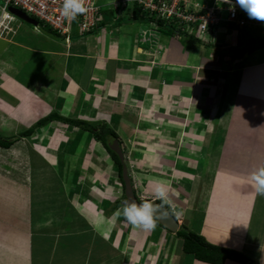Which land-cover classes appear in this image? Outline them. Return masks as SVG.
I'll return each mask as SVG.
<instances>
[{
  "label": "crops",
  "instance_id": "1",
  "mask_svg": "<svg viewBox=\"0 0 264 264\" xmlns=\"http://www.w3.org/2000/svg\"><path fill=\"white\" fill-rule=\"evenodd\" d=\"M122 13L116 23L114 16L109 11L105 12L104 22L109 25L86 36H80L75 30L68 42L63 37L48 35L42 32L41 28L35 27L24 28L19 32L21 37L16 35L13 41L4 40L7 46L0 50V65L5 70L4 75L0 77L3 80L0 83V97L3 100L7 98L8 107H18L21 116L31 117L41 103L46 107L42 109L47 110L44 116L50 112L61 115L59 104L65 101L61 96L68 91L73 92V77H79L80 73L76 67L81 64L82 56L86 60L83 85H88L91 78H100L101 73L104 74L103 86L106 85L107 77L119 78L118 75H122L127 77L126 80L135 83L143 98L158 89L160 79L170 81L173 90H183V93L190 97L193 90L192 79L198 75L196 72L194 76L192 74L193 57L200 59L204 65L219 61L235 65L233 70L221 71L222 75L227 74L223 87L219 83L214 84L210 93L203 95V108L207 107L210 115L219 113L218 116L215 115L219 118L216 126L203 129L196 125L198 132L194 134L187 127L189 121L186 119L178 120L175 126L178 130L182 129L176 136L179 139L176 143L185 148H192L194 142H203V149L208 148L205 151L208 157L204 163L203 171H206L205 174L203 172V185L198 187L196 193L193 191V201H181L173 195L170 204L180 208V212L184 214L195 208L188 213L190 231L203 236L211 244L233 249L257 264H264V195H252L248 192L251 190L256 194L254 187L244 183L245 179L241 173L234 171L235 158L229 159L226 165L221 166L224 161L222 151L226 130L233 122L232 113H235L238 106L237 100L243 95L247 99L245 105L253 104L264 113V47L237 55L242 43L239 36L231 31H220L216 40L204 37L203 41H198L176 34L175 31L171 33V37H165L161 30H158L152 32L149 42H142L140 39L149 28L148 24L141 20L134 21ZM4 19L7 23L14 21L10 15H4ZM59 48L68 49L69 52H59ZM56 49H59L58 52ZM225 49L234 50L236 55L227 57L217 53L218 50ZM62 58L66 70V66L70 64L69 58H74L70 70L66 73L68 82H61L60 96H56L53 105L48 106V101L42 100L39 94L34 92L33 81L28 87L19 81H25L27 78L35 80L48 68V64L50 67L55 64L56 59ZM176 66H182L183 71H176L179 69H176ZM52 69L54 67L50 70ZM99 80L101 82V78ZM79 81L81 85L82 82ZM121 86L118 84L116 90ZM88 88L91 90L90 86ZM219 96L223 98L219 99ZM11 101L15 106L10 104ZM72 113V118L82 119L78 111ZM40 118L42 117L38 119ZM0 125L5 129L4 122ZM26 138L30 137H23L24 140ZM18 143L20 140L9 148L0 147V264L132 263L134 254H129L124 246L129 237L124 239V234L120 233V244H116L114 248L112 246L113 228L116 226V222H112L114 216L111 219L102 215L96 216L94 210L91 213L87 209L89 213H86L79 209L81 205H74L68 198L67 208H71L76 216L66 214L56 203L45 201L41 202L40 211H35L32 195V158L36 153L26 149L24 144L18 146ZM176 143L174 142V145ZM17 148L21 153L16 151ZM180 154L181 150L176 154V159H179ZM38 159L42 160L39 157ZM18 160L23 162L19 163ZM189 167L190 163L181 161L175 169L185 173ZM58 175L60 174H56ZM61 187L64 188L63 185ZM244 188L247 189V195L243 191ZM99 218L101 222L110 225L102 228V232L99 231ZM103 246H107V250H103ZM150 252L148 256L151 258L155 251ZM150 258L137 256L135 264H160L157 261L154 263ZM166 262L207 264L184 254L181 242L178 248L169 250ZM223 264L240 263L226 260Z\"/></svg>",
  "mask_w": 264,
  "mask_h": 264
},
{
  "label": "rangeland",
  "instance_id": "2",
  "mask_svg": "<svg viewBox=\"0 0 264 264\" xmlns=\"http://www.w3.org/2000/svg\"><path fill=\"white\" fill-rule=\"evenodd\" d=\"M1 5L2 0H0ZM4 21L6 20L4 19ZM10 23H12L11 30L0 35V50L7 46V42L4 40L13 41L16 35L21 37L19 32L24 28L34 29L33 26L15 18ZM42 32L44 31L42 30ZM161 32L165 37L173 35L169 32ZM60 50L59 52L63 53L69 52L64 48ZM239 50L242 51L243 46L239 47ZM217 53L227 57L236 55L231 49L218 50ZM80 58L82 62L76 67L80 74L79 77H73V92L68 91L61 96L63 99L65 98V101L59 104L61 115L72 118V112L76 110L82 119L86 118V121L89 122L105 123L116 132L123 150L124 163L130 177L133 194L140 203L144 201L160 202L154 195V187L157 182H164L168 187L170 200L175 195L181 201L192 202L193 191L196 193L198 187L203 185V172L205 174L206 171H203L204 163L208 157L205 151L208 148L203 149V142L201 144L194 142L192 148H185L180 143H176L179 141L176 136L182 129L178 130L175 126L178 120L186 119L189 121L187 127L190 128L192 134L198 132L196 125L203 129L216 126L219 118L215 115L218 116L219 113L210 115V112L206 110L207 107L203 108V95L209 94L214 84L219 83L223 87L222 84L227 79V74H223L225 75L223 76L222 72L233 70L235 65L224 61L204 65L200 59L193 57L192 74L194 76V72H196L198 75L192 79L193 90L190 97L188 94L185 95L183 90H173L170 81L160 79L158 89L143 98L140 89L134 85L135 83L129 79L126 80L127 77L122 75H118L121 78L110 77L108 79L107 77L106 85L103 86L102 77L104 74L101 73V82L99 77L91 78L88 85H83L86 60L83 56ZM72 59L74 58H69L70 64ZM54 63L50 66L54 69L50 70L48 64V68L35 80L27 78L25 81H19L20 83L24 82L27 87L33 81L34 92L39 94L42 100H47L48 106H52L56 96H60L61 82L63 80L68 82L66 73L71 67L69 64L66 66L68 69H64L63 58L56 59ZM2 67L0 65V77L5 73ZM181 67L179 66L176 71L182 72L183 68ZM79 80L82 82L81 85H79ZM2 82L3 80L0 78V83ZM118 84L122 86L116 90ZM89 86L91 90H89ZM241 97L237 100L238 106L235 108V113H232L233 122L228 125V130H226L224 151H222L224 161L221 162V166L226 165L230 161L229 159L235 158L234 171H239L245 179L244 183L253 187L249 177L253 172L264 168V113L253 104L245 105L247 99L243 95ZM221 98L223 97L219 96V99ZM6 99L3 100L0 97V123L4 122L6 125L5 129L0 125V136L4 139L17 136L47 113V110H44L45 104L41 103L36 107L31 117L21 116L18 107L7 106L9 101ZM13 103L11 101L10 104ZM16 104L18 105V103ZM19 140L18 146L24 144L26 149L36 153L32 158V195L35 211L39 212L41 202L45 201L51 204L56 203L58 207H62L66 214L76 216L71 208H67L66 198H68L74 205L83 206L85 209L81 206L79 209L86 213L94 210L96 216L102 215L109 219L114 216L112 222H116V226L113 228L112 246L114 248L116 244H120L118 239L120 233L124 234L122 236L124 239L126 236L129 237L124 246L129 254H134L133 262L130 264H135L137 256L149 259L150 251H155L150 258L154 263L156 261L160 264L167 263L169 250L174 247L178 248L181 240L175 236V232L166 230L158 223L154 230L143 231L133 228L125 221L122 210L126 199L122 178L119 177L118 165L91 133L61 122H51L36 131L30 138H26V140L20 138ZM180 150L182 154L179 155V159H176V154ZM16 151L20 150L17 148ZM38 157L42 159V162ZM181 161L190 163V167L185 173L176 170ZM22 162L23 160L19 161V163ZM0 163L2 164V161ZM225 170L227 171V169ZM56 174L60 175L56 176ZM243 191L246 195L248 192L257 195L251 190L247 192L245 188ZM118 201L120 206L113 209L114 204ZM166 205L175 216L179 228L189 230L191 224L187 220L188 213L194 211L195 208L184 214L174 204ZM117 213L121 214L117 215ZM98 221L101 232L102 228L110 226L101 222L100 218ZM102 249L107 250V246H103ZM91 259L94 258L91 257Z\"/></svg>",
  "mask_w": 264,
  "mask_h": 264
},
{
  "label": "built area",
  "instance_id": "3",
  "mask_svg": "<svg viewBox=\"0 0 264 264\" xmlns=\"http://www.w3.org/2000/svg\"><path fill=\"white\" fill-rule=\"evenodd\" d=\"M63 2L64 0H2L0 35L11 30L12 23L3 20L4 14L18 19L9 8L18 9L36 20L38 26L35 28H39L42 23L68 42L75 30L80 36H86L109 25L104 22L105 12L109 11L117 23L122 12L132 19L136 7L140 9L138 20L145 21L149 26L140 39L142 42H149L152 32L159 30L158 21L171 23L176 34L198 41H203L204 37L216 40L220 31L235 32L239 36L245 29L260 27L264 34V21L249 18L233 0L231 5L225 0H83L87 11L72 21L61 14Z\"/></svg>",
  "mask_w": 264,
  "mask_h": 264
},
{
  "label": "trees",
  "instance_id": "4",
  "mask_svg": "<svg viewBox=\"0 0 264 264\" xmlns=\"http://www.w3.org/2000/svg\"><path fill=\"white\" fill-rule=\"evenodd\" d=\"M139 8L136 7L132 20H138ZM44 33L58 37L51 29L44 27L42 23L39 24ZM157 26L159 30L164 32H174V26L171 23L164 21H158ZM261 28H255L253 30H244L239 35V40L242 43L243 50L239 51L237 55H241L244 52H251L264 47V34L261 33ZM51 122H61L66 125H70L79 130L91 133L98 142H100L105 150L111 155L113 161L118 165L119 177L121 179V163L118 156L110 150L108 143L112 140H118L116 132L105 123L89 122L80 118L64 117L56 112H50L46 116L38 119L27 129H24L17 136L11 138H2L0 136V147L9 148L14 142L23 137H30L39 129L47 126ZM120 143V142H119ZM161 203V202H159ZM120 206L119 201L114 204V208ZM164 207L167 208V205ZM175 236L181 240L182 252L186 255H190L197 261L207 264H223L226 260L235 261L240 264H257L256 262L248 259L243 254L230 248L211 244L206 239L190 230L179 228L175 232Z\"/></svg>",
  "mask_w": 264,
  "mask_h": 264
},
{
  "label": "clouds",
  "instance_id": "5",
  "mask_svg": "<svg viewBox=\"0 0 264 264\" xmlns=\"http://www.w3.org/2000/svg\"><path fill=\"white\" fill-rule=\"evenodd\" d=\"M225 2L231 5V0H225ZM235 3L247 13L249 18L264 21V0H235ZM86 11L83 0H64L61 8L62 16L69 21L75 20ZM249 179L253 183L255 192L258 195H264V168L253 172ZM154 195L160 200V204H155L151 201H144L140 204L135 202L124 203L122 215L125 221L133 228L142 229L143 231H151L156 228L160 213L166 204L171 203V200L169 189L164 182L156 183ZM169 211L171 212L170 209ZM120 214L117 213V215Z\"/></svg>",
  "mask_w": 264,
  "mask_h": 264
},
{
  "label": "water",
  "instance_id": "6",
  "mask_svg": "<svg viewBox=\"0 0 264 264\" xmlns=\"http://www.w3.org/2000/svg\"><path fill=\"white\" fill-rule=\"evenodd\" d=\"M9 11L14 14L19 20L22 22L29 24L33 27L38 26V22L28 16H26L24 13L19 11L18 9L15 8H9ZM109 148L111 151H113L119 158V161L121 163V178L122 182L124 185V195H125V202H135L137 204H140L139 201L135 198L133 191H132V186H131V181L130 177L127 173V167L124 163V155H123V150L121 148V145L118 140H112L110 143H108ZM155 204H160L158 202H154ZM157 223L165 228L166 230L170 232H176L179 229L178 223L175 219V216L167 209L164 207L163 211L160 213V219L157 220Z\"/></svg>",
  "mask_w": 264,
  "mask_h": 264
},
{
  "label": "bare ground",
  "instance_id": "7",
  "mask_svg": "<svg viewBox=\"0 0 264 264\" xmlns=\"http://www.w3.org/2000/svg\"><path fill=\"white\" fill-rule=\"evenodd\" d=\"M12 17V16H11ZM13 18V17H12ZM14 19V18H13ZM141 52V51H140Z\"/></svg>",
  "mask_w": 264,
  "mask_h": 264
}]
</instances>
